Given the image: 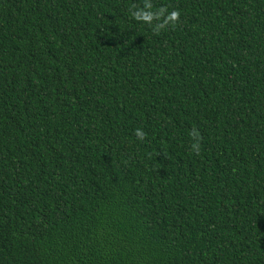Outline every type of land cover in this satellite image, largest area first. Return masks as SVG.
<instances>
[{
	"label": "trees",
	"instance_id": "trees-1",
	"mask_svg": "<svg viewBox=\"0 0 264 264\" xmlns=\"http://www.w3.org/2000/svg\"><path fill=\"white\" fill-rule=\"evenodd\" d=\"M0 264H264V0H0Z\"/></svg>",
	"mask_w": 264,
	"mask_h": 264
}]
</instances>
